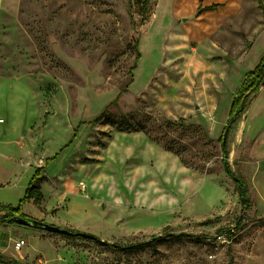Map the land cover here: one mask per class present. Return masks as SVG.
Here are the masks:
<instances>
[{
    "label": "rangeland",
    "instance_id": "374dc122",
    "mask_svg": "<svg viewBox=\"0 0 264 264\" xmlns=\"http://www.w3.org/2000/svg\"><path fill=\"white\" fill-rule=\"evenodd\" d=\"M173 3L0 0V76L22 80L1 85L0 137H17L34 125L37 103L27 83L44 112L41 125L47 128L39 144L44 162L77 130L70 146L48 162L44 196L35 193L27 214L118 246L186 235L126 254L81 237L3 226L14 227L0 253L5 260L264 264V214L253 209L250 193L251 210L243 208L222 167L218 140L203 123L211 101L216 114L221 91L243 90L249 49V63L264 52V37L255 43L264 25V0H243L220 33L200 41H191L185 28L194 18L175 22ZM223 101L215 128L226 117L228 98ZM101 114L102 122L95 123ZM106 120L127 122L142 135L131 137ZM144 139L153 143L152 151L142 146ZM240 146L234 152L228 145V162L249 188L242 167L250 161V145ZM238 218L240 227L232 230ZM19 239L26 246L17 252L13 245Z\"/></svg>",
    "mask_w": 264,
    "mask_h": 264
},
{
    "label": "crops",
    "instance_id": "0c3cea01",
    "mask_svg": "<svg viewBox=\"0 0 264 264\" xmlns=\"http://www.w3.org/2000/svg\"><path fill=\"white\" fill-rule=\"evenodd\" d=\"M173 4V10L175 12L174 14L178 12L180 14L179 17L183 19L187 18V16H191L190 18H194L188 21V24L185 28L189 32L191 41H200L205 37L211 36V33L212 35H214L215 33H220L221 29L227 24V22L231 21L232 18H234V16H236L240 12L243 5V0H174ZM213 5L218 6L217 8L219 9H215L212 11L205 10V8L211 7ZM200 9H202V11ZM236 18L238 19V17ZM263 37L264 29L260 33H258L255 43ZM244 46L245 44H243L242 42V46L240 47V49L242 47L244 48ZM251 49L252 47L243 58L246 68L242 75L252 71L264 55L263 52L262 55L257 57L254 62L249 63V61L247 62L246 58H249ZM9 81L20 82L22 80L10 76H0V90L1 85ZM27 86L34 101L37 103V116L34 125L24 134L18 135L17 137H0V204L4 206H11L14 208L17 207L19 202L23 199L28 184L33 174L35 173V170L37 168L45 167L46 165V161H43V155L39 153V144L40 140L43 137L41 136V132H43L47 128V126L42 127L41 125L44 112L40 107V102L38 101L36 92H34V89L30 85H28V83ZM239 89H241L240 86H238L237 90ZM237 92L238 91L232 93V91L227 88L221 91L218 96L219 105L216 114H212V109L215 108V104H213V102L211 101V103L208 105V110H206L207 114L204 117L203 123L205 124L209 136L216 141L219 140L222 135L223 129L228 120L232 102L240 91L238 93ZM224 96L228 98L226 106V117L224 122L220 124L218 128H215L217 118L220 114V106L222 105ZM129 135L131 137H139V135L141 136L142 133H130ZM246 142H248L250 145L248 150L250 161H247V163L243 165L242 173L249 184L248 189L250 197L252 199L253 209L259 214H264V86H262L259 89L258 93L252 98L246 111L235 124L233 131L228 139L227 150L228 145H230V147L232 145V149H234L235 152L238 148H241L240 145ZM141 144L146 149H149V151L155 147L153 146L152 142L145 139L141 141ZM160 155L165 159H170V156L166 152H160ZM234 155L235 153H233V157ZM157 156L159 159V154H157L156 157ZM229 156L230 153H228V160ZM58 159H60V157ZM170 162L172 161L170 160ZM47 167L48 164L46 165V169ZM170 168L172 172L174 165L171 164ZM184 173H186L185 170ZM39 187V192L43 195L44 187H46V181L43 180L40 183ZM57 198H61V195L58 194ZM68 205L70 206V208L68 207V209H71V211H73V205H71L70 202L68 203ZM31 206L32 201H30L26 205H23L22 208L23 214H26V216L28 217L32 215L27 214L30 212ZM2 214L3 213H0V216ZM35 217L37 218L36 220L41 219L39 218V216ZM46 223L54 225L49 221H46ZM11 229H14V227H0V232L8 234L10 240L11 237L9 230ZM5 247L6 246H4L3 243L0 242V253H5Z\"/></svg>",
    "mask_w": 264,
    "mask_h": 264
},
{
    "label": "trees",
    "instance_id": "16d2710c",
    "mask_svg": "<svg viewBox=\"0 0 264 264\" xmlns=\"http://www.w3.org/2000/svg\"><path fill=\"white\" fill-rule=\"evenodd\" d=\"M258 6L260 9H263L262 4L259 2ZM218 6L213 5L211 7L205 8L206 11H212L217 9ZM264 29V25H262L261 30L259 33ZM135 69V66L132 67V70ZM246 85L244 86L243 90L234 98L230 111L228 120L226 122V125L223 129L222 135L218 140V143L220 145V151H221V164L222 167L227 174L229 178L238 179L240 184H235L236 190L239 194L241 204L245 210H251V201L249 197V189L248 185L245 181V179L242 176L236 175L235 172L232 170L228 163V150H227V144L230 134L233 131V128L235 124L238 122V120L241 118V116L246 111L248 105L250 104L252 98L258 93L259 89L264 86V55L260 59L259 63L256 65V67L248 72L246 74ZM131 83V80H130ZM103 115L101 114L97 119L94 120L95 123L102 122ZM108 121L107 124L110 125H116L118 129H121L120 132L125 133H137L142 132L143 130L141 128L135 129L132 127L131 124L120 121V122H114L111 120ZM77 136V130L74 131L73 138L71 142L67 145H65L55 156L51 159L46 160V165L48 162L56 159L58 155L62 153V151L70 146L72 141ZM45 167L37 168L35 170V173L33 174L27 190L25 192V195L23 199L19 202L17 207H11V206H4L0 204V213H3L0 216V227L3 226H12V225H20L16 220H19L20 218L28 217L22 212L23 205L28 204L30 201L36 202L37 198L35 197V193L39 192V185L44 180V174H45ZM240 221L241 218L237 219V222L234 226V229H237L240 227ZM232 230H228L226 232H230ZM72 232H77V230H71ZM221 233H224L221 231ZM186 236L185 234H179L176 236L165 234L164 236H153L149 241L144 242H138L133 243L127 246H118L117 249H120L123 253L126 254H133V253H144L147 250H154L160 242L165 243L167 241L166 239L169 238H176L181 239V237ZM198 239V238H197ZM88 241H91L92 239H87ZM0 261L4 264H19L17 261H7L4 257L0 256Z\"/></svg>",
    "mask_w": 264,
    "mask_h": 264
},
{
    "label": "water",
    "instance_id": "95a60500",
    "mask_svg": "<svg viewBox=\"0 0 264 264\" xmlns=\"http://www.w3.org/2000/svg\"><path fill=\"white\" fill-rule=\"evenodd\" d=\"M235 184H240L238 179H233ZM20 225L34 229V230H39V231H44L52 234H57L61 236H73V237H81L84 239H92L93 241L97 242L101 246H110L113 247L114 249L118 248V245L116 244H109L105 241L99 240L93 235L84 233V232H72L70 230L60 228L51 224H48L46 222L36 220L30 217H24L20 218L19 220H16ZM9 241V236L6 233L0 232V242L3 243L4 246L8 245Z\"/></svg>",
    "mask_w": 264,
    "mask_h": 264
},
{
    "label": "built area",
    "instance_id": "2783aa9c",
    "mask_svg": "<svg viewBox=\"0 0 264 264\" xmlns=\"http://www.w3.org/2000/svg\"><path fill=\"white\" fill-rule=\"evenodd\" d=\"M25 246H26V240L25 239H19V240L15 241L13 248L15 251L20 252Z\"/></svg>",
    "mask_w": 264,
    "mask_h": 264
},
{
    "label": "bare ground",
    "instance_id": "6f19581e",
    "mask_svg": "<svg viewBox=\"0 0 264 264\" xmlns=\"http://www.w3.org/2000/svg\"><path fill=\"white\" fill-rule=\"evenodd\" d=\"M180 16V14L177 12L176 14H175V22H178V19H180V20H182L183 18H181V17H179ZM252 62H254V61H252Z\"/></svg>",
    "mask_w": 264,
    "mask_h": 264
}]
</instances>
